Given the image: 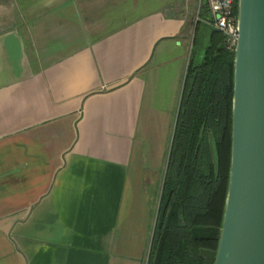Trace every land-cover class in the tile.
I'll return each instance as SVG.
<instances>
[{"label":"crops","instance_id":"crops-1","mask_svg":"<svg viewBox=\"0 0 264 264\" xmlns=\"http://www.w3.org/2000/svg\"><path fill=\"white\" fill-rule=\"evenodd\" d=\"M195 4L0 0V264H144Z\"/></svg>","mask_w":264,"mask_h":264},{"label":"trees","instance_id":"trees-1","mask_svg":"<svg viewBox=\"0 0 264 264\" xmlns=\"http://www.w3.org/2000/svg\"><path fill=\"white\" fill-rule=\"evenodd\" d=\"M199 14V22L209 21L206 2ZM207 31L202 59L193 43L145 264H213L217 251L231 164L235 50L224 47L220 30Z\"/></svg>","mask_w":264,"mask_h":264},{"label":"water","instance_id":"water-1","mask_svg":"<svg viewBox=\"0 0 264 264\" xmlns=\"http://www.w3.org/2000/svg\"><path fill=\"white\" fill-rule=\"evenodd\" d=\"M237 3L231 164L213 264H264V0Z\"/></svg>","mask_w":264,"mask_h":264},{"label":"built area","instance_id":"built-area-1","mask_svg":"<svg viewBox=\"0 0 264 264\" xmlns=\"http://www.w3.org/2000/svg\"><path fill=\"white\" fill-rule=\"evenodd\" d=\"M210 19L211 28L220 30L224 36V47L235 50L238 40V12H236V0H205Z\"/></svg>","mask_w":264,"mask_h":264},{"label":"rangeland","instance_id":"rangeland-1","mask_svg":"<svg viewBox=\"0 0 264 264\" xmlns=\"http://www.w3.org/2000/svg\"><path fill=\"white\" fill-rule=\"evenodd\" d=\"M205 2V0H196V4H195V8L194 11L192 13V19L190 22V28H189V34L193 39V43L194 41H196L194 43V48L196 49H202L205 47L206 43H207V29L209 28L208 25L207 27L204 24V21H200L199 22V12H200V8L202 3ZM198 27V29H197ZM196 38V39H195ZM161 191H162V187L157 188V189H153L150 190V192H152L153 194V199H154V209H155V213H157V208H158V204H159V199H160V195H161ZM147 255L148 253H146V258L144 260V264L146 263V259H147Z\"/></svg>","mask_w":264,"mask_h":264}]
</instances>
